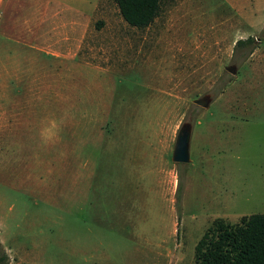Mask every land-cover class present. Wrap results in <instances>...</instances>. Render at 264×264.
Returning <instances> with one entry per match:
<instances>
[{"label": "rangeland", "instance_id": "1", "mask_svg": "<svg viewBox=\"0 0 264 264\" xmlns=\"http://www.w3.org/2000/svg\"><path fill=\"white\" fill-rule=\"evenodd\" d=\"M254 213L264 0H163L146 28L116 0H0V264H196L215 219Z\"/></svg>", "mask_w": 264, "mask_h": 264}, {"label": "trees", "instance_id": "2", "mask_svg": "<svg viewBox=\"0 0 264 264\" xmlns=\"http://www.w3.org/2000/svg\"><path fill=\"white\" fill-rule=\"evenodd\" d=\"M120 14L131 26L146 28L160 15L163 0H116ZM255 39H240L236 46H255ZM183 179L177 191L181 204ZM196 264H264V213L245 215L235 224L221 218L213 221L195 247Z\"/></svg>", "mask_w": 264, "mask_h": 264}, {"label": "water", "instance_id": "3", "mask_svg": "<svg viewBox=\"0 0 264 264\" xmlns=\"http://www.w3.org/2000/svg\"><path fill=\"white\" fill-rule=\"evenodd\" d=\"M228 71L235 74L237 72L236 66L228 65L226 67ZM213 95L206 93L202 97L194 99V103L204 108H209L212 101ZM193 123L191 121H185L182 123L175 142L172 160L177 163H187L190 161V141L192 136Z\"/></svg>", "mask_w": 264, "mask_h": 264}]
</instances>
